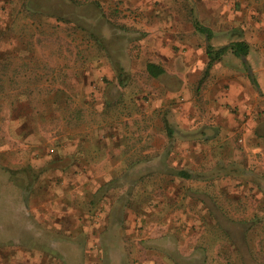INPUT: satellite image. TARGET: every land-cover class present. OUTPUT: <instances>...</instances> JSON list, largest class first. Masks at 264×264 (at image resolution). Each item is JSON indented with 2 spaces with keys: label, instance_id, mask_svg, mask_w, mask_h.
Instances as JSON below:
<instances>
[{
  "label": "rangeland",
  "instance_id": "1",
  "mask_svg": "<svg viewBox=\"0 0 264 264\" xmlns=\"http://www.w3.org/2000/svg\"><path fill=\"white\" fill-rule=\"evenodd\" d=\"M131 2L169 6L171 12L166 13L182 16L185 30L198 20L213 29L209 43L215 46L240 38L251 29V20L264 17V0H0V264H27L17 247L22 238L27 243L38 239L40 246L51 241L57 248L56 264H145L148 252L141 244L140 219L122 228L113 223L101 232L95 225V215L105 211V201L124 202L123 193L129 194L125 205L141 212L139 187L129 192L117 186L125 179L139 178V172L95 167L99 116L106 123L107 111L115 109L110 98L121 95L115 89L106 92L114 85L107 72V52L115 58L110 66L117 72L124 62L122 75L129 88L124 110L127 125L120 131L129 133L131 144H139V118L146 106L140 104L144 95L135 91V84L145 70L146 55L135 50L145 42L147 32L134 25L121 26L127 15L134 21L140 16L142 21L140 14L133 18L115 12ZM195 33L206 41L205 34L197 29ZM97 34L105 47L92 37ZM150 94L145 97L151 98ZM239 160L233 179L228 178L232 188L217 197L218 205H208L221 215L219 219L171 221L172 231L164 234L166 246L158 244L170 261L264 264L263 179L248 168L247 159ZM104 180L115 184L100 192L95 202V185ZM254 182L261 184L257 188ZM37 211L43 220L35 224ZM48 224L61 227L59 236L50 232ZM98 231L108 247L99 253L91 246ZM86 242L90 249L80 251L78 244ZM26 256L31 259L33 254Z\"/></svg>",
  "mask_w": 264,
  "mask_h": 264
},
{
  "label": "crops",
  "instance_id": "2",
  "mask_svg": "<svg viewBox=\"0 0 264 264\" xmlns=\"http://www.w3.org/2000/svg\"><path fill=\"white\" fill-rule=\"evenodd\" d=\"M124 9L115 12L133 15V18L138 14L144 17L140 21L138 16V21H134L127 15L123 21L126 23L121 26L134 25L147 32L145 42L135 50L146 55L145 70L135 84L138 86L135 91L144 95L140 104L146 109L139 118V144L133 145L129 133L120 131H124L127 125L124 110L129 102L126 94L129 88L123 79L124 75L110 66L115 58L105 57L110 61L107 72L114 82L113 87H107L106 92L115 89L121 95L110 98L109 103L115 109L107 111L106 123H103L105 117L99 116L102 123L98 121L97 128L100 130L95 135V167L99 171L139 172V178L125 179L116 185L129 188V192L139 187L141 212L137 214L125 205L128 193H123L126 197L120 203L107 197L105 211L95 215V225L101 232L107 225L113 226L115 223L122 228L140 219V230L144 236L140 237L144 239L141 244L148 252L144 263L178 264V261H170L158 250V244L166 246L164 234L172 231L169 228L171 221L219 219L221 215H215L214 209L208 205H218L220 200L217 197L224 196V191L232 188L233 183L228 178L233 179L232 173L237 171L236 163L241 162L239 159H247L248 168L261 174L264 186V17L251 20V29H245L240 38L232 40L248 43L246 59L250 69L243 55L239 57L228 49L206 73L210 60L207 46L210 43H203L195 33V25L185 30L186 20L180 15L166 13L171 12L169 6L152 7L131 2L130 5L126 3ZM161 10L163 13L159 17L154 15ZM230 42L214 46L218 49ZM149 62L161 65L164 72L157 77L152 76L147 70ZM132 74L136 75V70ZM145 94H150L151 98L147 99ZM150 101L155 102L153 106L146 103ZM104 128H107V132H103ZM179 171H187L191 177H183L178 174ZM261 182H254V186L258 188ZM114 184L108 180H104L102 185L98 182L95 185V202L100 199V192H105ZM259 202L263 201L259 199ZM67 211L70 212L71 208ZM259 213H263V210ZM42 220L41 212H35L34 223ZM54 221L52 219L51 223ZM52 224H48L53 229L50 232L59 236L57 230L60 231L61 227L55 228ZM99 231L95 236V244L91 245L95 246V252L98 253L108 250L106 243L98 238ZM40 232L36 235H40ZM127 240L128 237L122 238L121 244L125 246ZM37 242L38 239H33L27 243L22 238L18 243L23 262L56 264L55 245L48 241L40 246ZM148 244L150 246L147 248ZM78 245L80 251H87L91 247L87 242ZM151 246L155 248L154 251L150 250ZM122 250L125 252V248ZM29 253L33 254L31 259H27ZM191 264L195 262L191 261Z\"/></svg>",
  "mask_w": 264,
  "mask_h": 264
},
{
  "label": "trees",
  "instance_id": "3",
  "mask_svg": "<svg viewBox=\"0 0 264 264\" xmlns=\"http://www.w3.org/2000/svg\"><path fill=\"white\" fill-rule=\"evenodd\" d=\"M195 28L200 31L201 33L205 34L209 40L212 39L213 37V29L211 27L205 26L202 23H200L198 20H195L194 22ZM95 41L101 45L102 47L105 45L104 43V39L100 34L97 35H93L92 36ZM105 47V46H104ZM231 49L235 55L241 57L242 55L247 56L249 53V45L246 41L244 40H238V41H231L228 45L226 46H220L218 49H216V47L214 45H212L211 43L207 46V54L210 58L207 67H206V73L209 71V69L212 67V65L221 58V56L228 50ZM108 57L110 59H112V54L110 52H107ZM114 63V62H113ZM115 65V64H114ZM119 67L117 68L118 73L122 75V67H120V65H118ZM147 70L148 72L154 76L157 77L159 74H161L162 72H164V68L154 62H149L147 64ZM179 175L183 176V177H191L190 173H188L187 171H179L178 172Z\"/></svg>",
  "mask_w": 264,
  "mask_h": 264
},
{
  "label": "water",
  "instance_id": "4",
  "mask_svg": "<svg viewBox=\"0 0 264 264\" xmlns=\"http://www.w3.org/2000/svg\"><path fill=\"white\" fill-rule=\"evenodd\" d=\"M195 19H196V16H195ZM206 41H207V43H209V38H208L207 36H206ZM242 58L245 60L247 66H248L249 69H250V66L248 65V62H247L246 56L243 55ZM249 71H250V73H251V75H252V71H251V70H249Z\"/></svg>",
  "mask_w": 264,
  "mask_h": 264
}]
</instances>
